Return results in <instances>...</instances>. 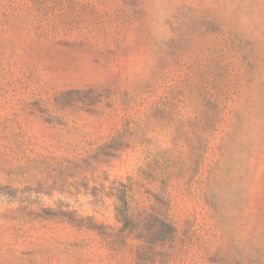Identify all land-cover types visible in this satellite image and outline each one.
Listing matches in <instances>:
<instances>
[{
  "label": "rangeland",
  "instance_id": "rangeland-1",
  "mask_svg": "<svg viewBox=\"0 0 264 264\" xmlns=\"http://www.w3.org/2000/svg\"><path fill=\"white\" fill-rule=\"evenodd\" d=\"M0 264H264V0H0Z\"/></svg>",
  "mask_w": 264,
  "mask_h": 264
}]
</instances>
